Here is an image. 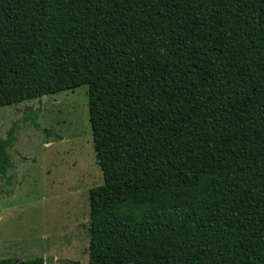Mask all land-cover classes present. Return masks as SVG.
<instances>
[{
    "label": "trees",
    "instance_id": "16d2710c",
    "mask_svg": "<svg viewBox=\"0 0 264 264\" xmlns=\"http://www.w3.org/2000/svg\"><path fill=\"white\" fill-rule=\"evenodd\" d=\"M82 85L88 264H264V0H0V107Z\"/></svg>",
    "mask_w": 264,
    "mask_h": 264
},
{
    "label": "rangeland",
    "instance_id": "374dc122",
    "mask_svg": "<svg viewBox=\"0 0 264 264\" xmlns=\"http://www.w3.org/2000/svg\"><path fill=\"white\" fill-rule=\"evenodd\" d=\"M87 92L82 85L0 107V138L17 130L8 150L14 166L0 176V262L88 264V191L103 176Z\"/></svg>",
    "mask_w": 264,
    "mask_h": 264
}]
</instances>
